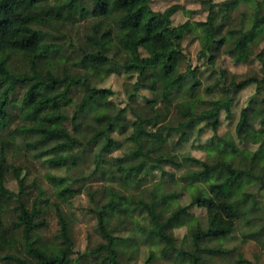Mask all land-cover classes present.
Instances as JSON below:
<instances>
[{
    "label": "trees",
    "instance_id": "16d2710c",
    "mask_svg": "<svg viewBox=\"0 0 264 264\" xmlns=\"http://www.w3.org/2000/svg\"><path fill=\"white\" fill-rule=\"evenodd\" d=\"M48 1L0 0V138L3 144L7 140L21 139L23 147L39 150L51 168L76 167L91 155L94 169L87 175L89 179L97 181L98 177L109 182L118 181V186L111 184L103 188L105 195L102 204L97 199V192H90L97 221L95 229L103 242L80 257H91L96 264H117L120 248L129 239L114 236V221H122L121 215L127 216L135 207L146 213L148 219L145 226H136L138 232L146 239L164 244L163 256L175 264H206L214 257L231 254L233 250L223 247L202 248L199 244L206 239L220 242L228 240L238 220H243L250 228H255L256 223H259L261 226L258 230H251L244 236L246 239H258L264 233V204L261 205L257 200V195L264 192V178L254 171L264 161V144L253 153V165L237 167L224 160L221 162V166L226 168L224 176H215L216 167L185 174L182 179L192 195L188 205L164 212L162 207L165 208L177 197L173 193L163 196L158 202H154L150 188L146 191L148 200L140 196L135 199L134 194H130L155 173L171 177L164 170L165 166H180L173 157L157 160L149 158L146 143L155 132L163 136L164 141L176 135L179 142L188 140L200 123H205L206 127L216 132L219 112L228 111L232 99L226 97L223 101L213 102L210 109L200 114L182 110V120L177 125L158 126L154 118L144 115L137 106L136 95L140 89L137 82L132 91L127 92L126 107L134 118L130 126L115 124L101 111L86 118L87 110L106 101L113 94L110 89L93 86L90 77L139 72L143 66L139 49L144 45L153 47L150 58L151 79H167L163 90L165 95L168 96L172 90L186 83V76L178 75L176 67L180 42L190 27L187 23L173 26L172 17L179 10L178 6L173 5L163 12H156L150 7L151 0H54L55 4L49 5L48 11L44 12ZM253 2L256 10L252 27L249 32L239 33L232 48V53H236L242 60L249 57L251 41L264 29V0ZM204 3L208 5V21L214 32L216 13L209 1ZM88 18L94 20L90 36L94 44L89 45V49H82L73 63L75 68L86 71L83 78H80L65 68L67 58L61 54L65 44H45L46 34L32 24L37 21L48 23L50 19L69 23ZM224 41L222 39L220 44ZM113 47L117 53L109 57L108 52ZM14 55L24 62L19 73H15L9 66V59ZM252 82L259 81L249 78L237 84L233 82L229 87L222 88V91L227 92L231 87L237 91ZM77 85L82 86L85 92L72 117H69L67 108L72 105L70 94ZM198 86V81L188 85L191 90ZM19 89L23 92L20 98H16ZM211 89L207 88L208 91ZM147 104L152 111L154 103L150 101ZM14 121L16 126L11 129L10 124ZM68 121L71 123L70 130L66 127ZM245 121L244 111L241 123ZM115 130H130L126 139L132 143L133 148L122 157L109 158L107 155L118 146V142L112 138ZM214 142H211V146H216ZM231 147L228 145L219 152L232 153L234 147ZM183 162L201 165L200 160L195 158H184ZM10 171L17 180L18 192L5 187V176ZM24 183L25 179L20 178L19 170H10L2 150L0 261L11 264H78V259L72 258L76 253L70 224L59 206V203H68L75 192L67 188L55 194L58 203L54 202L53 207L58 231L52 242H43L38 231L44 221L38 218L42 215L39 206L45 201V195L40 192L41 198L29 205ZM253 186L258 188L257 192L249 191ZM240 189L245 190L244 199L231 204L230 199ZM192 207L206 209L209 221L206 232H201L196 224L188 223L192 219L189 214ZM5 220H10L12 232L5 227ZM186 225L189 227V249L184 250L173 245L171 232ZM237 259L238 264H253L241 255Z\"/></svg>",
    "mask_w": 264,
    "mask_h": 264
},
{
    "label": "rangeland",
    "instance_id": "374dc122",
    "mask_svg": "<svg viewBox=\"0 0 264 264\" xmlns=\"http://www.w3.org/2000/svg\"><path fill=\"white\" fill-rule=\"evenodd\" d=\"M209 1L213 5L216 13L214 23L216 29L211 31L208 21ZM253 0H151L150 7L153 11L163 12L173 5H177L179 10L172 17L173 26L188 24V31L180 42L177 54L176 73L186 76V83L179 88H175L170 94L165 95L164 85L167 79L154 81L151 79L150 58L153 54V47L144 45L139 51L143 60V66L139 72L126 74L124 72L113 73L105 77H90L91 84L98 88L110 89L112 95L104 102L97 103L96 106L86 111V118L96 111H101L106 117L117 125L130 126L134 120L127 109V92L132 91L135 83H139L136 95L137 106L144 115L156 120L157 125L172 124L177 125L182 119V110L200 114L211 108V104L216 101H223L226 97L232 99L228 111L219 112V124L216 132L205 123H200L191 133L186 141H180L178 136L164 137L158 133L146 143L149 158L157 160L163 157H173L180 164L178 168L165 166L164 170L171 174V177L161 176L155 173L147 178L139 188L130 194L134 198H145L148 200L146 191L152 189L153 200L158 202L169 193L176 197L164 210H170L177 206L188 205L192 199L190 190L182 177L190 172H198L216 167L215 176L226 175V168L221 166L224 160L232 162L237 167L253 165V153L264 144V29L258 33L251 41L249 57L245 60L239 59L236 53H232L234 41L239 33L249 32L252 27L255 13ZM55 4L54 0H49L44 8L47 12L49 5ZM94 20L78 19L74 22L62 23L61 20L50 21L48 23L34 22L32 26L46 34L45 44H65L61 53L65 58L66 70L74 76L83 78L86 73L84 69L73 66L78 54L82 49H89V45L94 44L90 40ZM224 39V43L220 44ZM115 47L108 52L109 57L115 56ZM9 66L15 72H21L24 62L17 56H11ZM61 70V69H60ZM61 75V72H59ZM254 78L259 82H252L243 89L227 92L222 91L225 86L231 83ZM198 81L200 86L191 90L188 85ZM212 88L208 91L207 88ZM22 89L15 95L20 98ZM82 86H75L72 89L70 98L71 107L67 108V115L72 117L76 105H78L84 94ZM154 103L151 111L147 102ZM190 108V109H189ZM246 113L245 123H241L242 112ZM241 123V126H240ZM16 121L10 124L14 129ZM66 127L70 130L71 123L68 121ZM130 130L123 132L115 130L112 138L118 142V146L113 148L107 155L109 158H119L129 153L133 146L127 141ZM215 139V142L213 141ZM211 142L216 143V146ZM228 145H233L232 153H221L220 149ZM217 149H216V148ZM232 148V147H231ZM4 151L10 170L17 169L20 178L25 179L27 187V202L29 205L33 201L41 198L40 192L44 194L45 201L40 204L42 215L38 220L44 221L38 234L43 242H52L54 235L58 231L57 218L54 202L58 203L55 194L69 188L73 194L68 203H59L70 224V233L74 241L75 255L72 258L78 259V264H96L91 257H80L89 249L94 248L102 239L96 232V216L94 206L90 200V192H97V199L100 204L104 201L103 188L107 185L118 186V181L97 177V181L89 179L88 174L94 169L93 156L90 155L85 162H81L76 167L51 168L41 157L40 151L22 146L19 138L7 140L4 144L0 138V152ZM231 154V155H230ZM184 158H195L200 160L201 165L186 164ZM255 174H261L264 178V161L255 169ZM98 176V175H97ZM64 179L65 181L61 180ZM5 187L13 192H18V183L15 175L10 171L5 176ZM249 191L257 192L258 188L253 186ZM244 189L238 190L230 199L231 204L241 202L244 199ZM258 194V193H257ZM258 202L264 204V192L257 195ZM191 215L190 225L196 224L201 232L209 229V221L205 208L192 207L189 210ZM122 221H114V236L129 239L128 243L122 244L120 248L119 262L117 264H175L172 260H166L162 254L164 244L153 239H146L138 232L136 226H145L148 223L146 213L136 208L127 216L121 215ZM193 223V224H192ZM5 227L11 232L10 220H5ZM260 224L256 223L255 228H250L243 220H238L230 238L220 242L214 239H206L200 242L202 248L223 247L233 250L227 256L214 257L206 264H238V256L253 264H264V233L258 239H246L244 236L251 230H258ZM189 227L184 226L172 230L173 245L184 250L189 249L188 240ZM0 264H11L2 262Z\"/></svg>",
    "mask_w": 264,
    "mask_h": 264
}]
</instances>
